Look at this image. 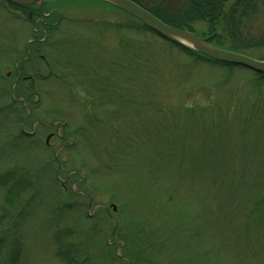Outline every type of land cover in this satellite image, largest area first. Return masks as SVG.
<instances>
[{
  "label": "rangeland",
  "instance_id": "obj_1",
  "mask_svg": "<svg viewBox=\"0 0 264 264\" xmlns=\"http://www.w3.org/2000/svg\"><path fill=\"white\" fill-rule=\"evenodd\" d=\"M250 13L211 46L264 61ZM0 264H264V79L102 0H0Z\"/></svg>",
  "mask_w": 264,
  "mask_h": 264
},
{
  "label": "water",
  "instance_id": "obj_2",
  "mask_svg": "<svg viewBox=\"0 0 264 264\" xmlns=\"http://www.w3.org/2000/svg\"><path fill=\"white\" fill-rule=\"evenodd\" d=\"M20 7H42L45 3L57 0H4ZM123 13L144 24L161 39L195 52L205 59L247 69L264 75V61L253 60L243 54L212 47L194 33L171 27L153 16L131 0H102ZM30 17V14H29ZM49 137L47 138V140Z\"/></svg>",
  "mask_w": 264,
  "mask_h": 264
},
{
  "label": "trees",
  "instance_id": "obj_3",
  "mask_svg": "<svg viewBox=\"0 0 264 264\" xmlns=\"http://www.w3.org/2000/svg\"><path fill=\"white\" fill-rule=\"evenodd\" d=\"M131 1L136 3L137 5H139L140 7H142L143 9H145L146 11L150 12L152 15H154L155 17L158 18V16H156V14L153 12L152 9H148L146 7H143L140 4L139 0H131ZM191 1L196 3L198 0H191ZM200 1L201 0H199V4H198V6L196 5V8L194 10L188 11V14L186 15V17H187L186 20H182V21L165 20L164 23L171 26V27H174V28L183 29V30L192 32L190 22L195 21V20H202L203 22H206V24H208V26H210V28H209L210 35L207 38H204V40L206 42H208L210 45H214V43L212 44V40L216 37L212 33V31H216L214 25L218 24L219 20L222 18V20L220 22H223L225 24V28H226V30H228L227 32L230 34L234 28L237 29L239 27L241 19H243L242 17H245L246 15L251 14L250 12L252 10H254L256 2L258 0H231V2H232L231 6L223 14H218L215 12V10L211 9V4L207 5V7H206V5H201ZM225 1H228V0H225ZM262 1H264V0H262ZM6 3L15 9H21L24 11H32V9H35V8L37 10V8H38V6L20 7V6L10 4L8 2H6ZM193 7H195V6H193ZM38 12H40V10ZM142 26L144 29H146V30L148 29L145 25L142 24ZM230 29H232V30H230ZM247 43L248 42H245V41H242L240 39L235 38L234 40L232 39L231 44H229L230 46L220 44L219 42L217 44H220L221 46L223 45L222 46L223 48L222 47H219V48H222V49H225V50H228L231 52L239 53L240 48L250 45ZM169 44L177 47L180 51L184 52L187 55L207 60L213 64L221 65V66H224L228 69H232V68L236 67V66L217 63V62L205 59L202 56H199L198 54H196L195 52L189 50L188 48H184V47L172 44V43H169ZM252 45L264 46V34H262L259 39L255 40V44H252ZM253 74L256 75L259 79L260 78L264 79V75L255 74V73H253ZM20 185L21 184L17 182V184L13 188V189H15V193L19 190L18 187Z\"/></svg>",
  "mask_w": 264,
  "mask_h": 264
},
{
  "label": "flooded vegetation",
  "instance_id": "obj_4",
  "mask_svg": "<svg viewBox=\"0 0 264 264\" xmlns=\"http://www.w3.org/2000/svg\"><path fill=\"white\" fill-rule=\"evenodd\" d=\"M176 1H177L175 2L177 4L176 6H170L168 4H164V0H154L152 1V3L147 2V4H142V3L140 4L143 7L152 9L153 12L156 14V16H158V19L162 22H165V20H172V21L186 20L187 19L186 15L188 14V11L194 10L196 8V5L198 6L199 4V0L196 3H194L191 0H176ZM200 2L201 5H206V7L207 5L211 4V9L215 10V12L218 14H223L224 5L226 3L225 0H211V1L201 0ZM192 5L195 7H193Z\"/></svg>",
  "mask_w": 264,
  "mask_h": 264
}]
</instances>
